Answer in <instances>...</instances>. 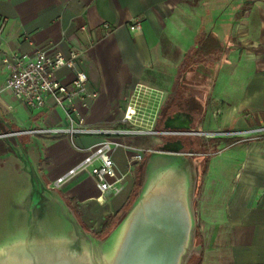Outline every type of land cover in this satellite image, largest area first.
<instances>
[{
	"label": "crops",
	"instance_id": "crops-1",
	"mask_svg": "<svg viewBox=\"0 0 264 264\" xmlns=\"http://www.w3.org/2000/svg\"><path fill=\"white\" fill-rule=\"evenodd\" d=\"M0 18V115L39 139V168L50 185L102 137L55 133L67 127L65 111L51 98L40 109L22 106L5 89L2 59L32 58L39 48L80 53L77 69L96 97L85 108L74 104L89 127L129 130L139 116L131 123L122 117L139 90L153 110L140 114L146 132L136 127L110 137L126 147L111 155L125 174L118 193L98 200L87 173L59 186L87 229L99 235L129 204L137 169L126 173L127 158L147 149L154 115L189 105L184 112L198 115L202 133L189 141L207 158L196 200L202 254L195 264H264V0H0ZM133 19L139 32L129 30ZM55 76L68 84L74 75L63 68Z\"/></svg>",
	"mask_w": 264,
	"mask_h": 264
},
{
	"label": "water",
	"instance_id": "water-1",
	"mask_svg": "<svg viewBox=\"0 0 264 264\" xmlns=\"http://www.w3.org/2000/svg\"><path fill=\"white\" fill-rule=\"evenodd\" d=\"M163 129L202 134L182 111L168 115ZM189 144L187 151L181 140L148 150L131 201L97 235L45 179L39 139L0 115V264H189L201 249L200 160Z\"/></svg>",
	"mask_w": 264,
	"mask_h": 264
},
{
	"label": "built area",
	"instance_id": "built-area-1",
	"mask_svg": "<svg viewBox=\"0 0 264 264\" xmlns=\"http://www.w3.org/2000/svg\"><path fill=\"white\" fill-rule=\"evenodd\" d=\"M5 20L0 18V40ZM131 32H139L141 23L139 19H133L129 25ZM80 53L69 51L65 56L60 52L48 49H34L33 57L27 58L18 53H11L2 59V64L7 70L5 89L10 91L13 97L24 107L40 109L48 98L54 104L63 109L66 114L67 127L64 130H56L55 133H64L72 139L75 136H100L102 140L87 149L82 150L83 158L69 169L64 175L57 178L52 185L57 189L65 181L79 173H87L93 178L95 187L99 193L98 200L107 193H118L124 183L125 174H119L111 158L112 152L120 143L110 139L113 135L131 134L130 130L103 129L89 127L80 115L74 100L86 107V100H93L95 93L86 90L87 76L77 69ZM73 72L70 83L64 84L59 81L55 74L60 69ZM136 105H128L123 113L122 122L131 123L137 117ZM264 130V129H263ZM148 150H137L127 158V171L131 173L133 167L140 165Z\"/></svg>",
	"mask_w": 264,
	"mask_h": 264
},
{
	"label": "flooded vegetation",
	"instance_id": "flooded-vegetation-1",
	"mask_svg": "<svg viewBox=\"0 0 264 264\" xmlns=\"http://www.w3.org/2000/svg\"><path fill=\"white\" fill-rule=\"evenodd\" d=\"M189 109V110H188ZM180 111L182 112H188L190 111V106L187 105L184 107H180L179 108ZM195 113L197 112V110L194 111ZM170 115L169 113V109H166L165 107H163L161 109V111L159 112V115L157 116L155 125H154V130L151 132H154L155 134H150V136L152 137L153 140H151V144H149V146L147 147L146 150H157L159 149L162 145L166 144V143H173L176 140H181L182 144L184 146V151H187L190 148V144L188 145V143H192V141H189L191 137H185L184 136V131H172V130H166L163 129V124H164V120L166 119V117ZM197 114H195V116H193L192 118H197ZM151 147L153 149H151Z\"/></svg>",
	"mask_w": 264,
	"mask_h": 264
},
{
	"label": "rangeland",
	"instance_id": "rangeland-1",
	"mask_svg": "<svg viewBox=\"0 0 264 264\" xmlns=\"http://www.w3.org/2000/svg\"><path fill=\"white\" fill-rule=\"evenodd\" d=\"M139 93H137V94H135V96L133 97V101H132V103H134L135 105H136V115H137V117H138V120H137V122L134 124V125H131V126H129V130H133L134 128H136V127H138L139 129H141L140 131L142 132V131H145V128L147 127V122H145L144 121V119L146 118V117H143L142 118V116L140 115L143 111L145 112L146 111V113H153V110L152 111H148V108H149V106H148V100L146 99V98H143V96L141 95V90H139L138 91ZM151 102V101H150ZM141 116V117H140ZM147 116V115H146ZM142 118V119H141ZM153 118H155V121L154 122H152L153 124L152 125H155V122H156V119H157V115H154V117ZM145 123H146V125H145ZM131 128V129H130ZM153 129V128H152ZM146 132V131H145ZM146 138V142L145 143H143V145L145 146V148H147L148 146H149V144H151V140H153L152 139V137L149 135V136H145ZM192 147H194V145H193V141H192ZM151 149H153L152 147H151ZM194 149H195V147H194ZM196 150V149H195ZM195 153H196V151H195ZM138 167H139V165L138 166H136V169H138ZM136 182H137V177H136ZM135 191H136V185H135V188H134V190H133V192H132V194H131V198H130V201H131V199H132V196H133V194L135 193ZM129 201V202H130ZM126 208V207H125ZM197 233H199L200 234V228H199V226H198V231H197ZM198 241H199V243L197 244L200 248H201V245H200V238H198ZM201 250V249H200ZM197 261V260H196ZM192 263H195V262H193L192 261Z\"/></svg>",
	"mask_w": 264,
	"mask_h": 264
},
{
	"label": "trees",
	"instance_id": "trees-1",
	"mask_svg": "<svg viewBox=\"0 0 264 264\" xmlns=\"http://www.w3.org/2000/svg\"><path fill=\"white\" fill-rule=\"evenodd\" d=\"M12 127H13V129H17L16 126H13V125H12ZM198 159L200 160V168H199V171H200V179H199V184H198V189H197V192H196V196H198V192H199V189H200V186H201L202 178H203V176L205 175L206 170H207V158H206L205 156H202V155H201V156H198ZM195 207H196V204H195ZM75 212H76V211H75ZM76 214H77V217H78V219H79V221H80V217H79V215H78L77 212H76ZM80 222H81V221H80ZM112 225H113V224H112ZM112 225H109V224H108V225H105V226L103 227L102 232H101L99 235H103L107 230L110 229V227H111ZM198 238H200V237H199V233H197V237H196V243H197V244L199 243ZM201 254H202V249L200 250V252H199V254H198L197 256H194V257H193V259L190 261L189 264H195V263L200 259ZM196 260H197V261H196ZM192 261L195 262V263H192Z\"/></svg>",
	"mask_w": 264,
	"mask_h": 264
}]
</instances>
